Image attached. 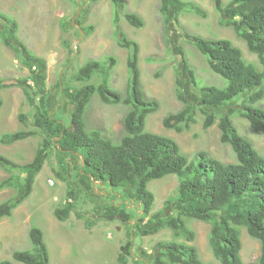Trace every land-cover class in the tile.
Listing matches in <instances>:
<instances>
[{"label":"trees","instance_id":"16d2710c","mask_svg":"<svg viewBox=\"0 0 264 264\" xmlns=\"http://www.w3.org/2000/svg\"><path fill=\"white\" fill-rule=\"evenodd\" d=\"M111 1L114 6L113 22L118 27V44L131 50L128 57L131 70L129 95L124 98L119 90L109 85V77L116 64L114 56L105 61L90 59L74 75L76 80L84 84L79 87H63V93L73 105L71 127L63 115L50 113L46 100L39 96V93L43 95L45 92L39 82L45 85L47 79L46 60L35 55L19 38L18 21L0 12V18L9 27L0 30V40L23 55L34 82L31 86L29 79L16 83L0 79V87L19 83L25 85L26 100L35 110L34 120H30L24 112H20L19 117L26 127H36L2 133L0 142L8 145L45 134L29 162L19 164L0 153V166L9 172L8 177L0 180V192L6 188L17 190L16 196L0 203V219L12 216L14 210L32 194L36 176L55 150L59 167L56 175L68 183V195L72 198V201L54 209V215L60 221L70 217L81 193L91 190V184L96 181L109 184L113 189L135 187L141 200L133 208L135 212L138 210L136 213L142 218L147 217L155 201L149 183L170 174L178 176L175 195L179 203L178 212L162 216V211H157L150 217L151 222L158 220L157 225L152 228L143 227L144 234L170 228L175 239L156 242L151 262L137 257V264L141 261L145 264H205L197 247L191 243L196 234L189 226L188 219L211 225L210 245L214 256L222 264H244L241 256V229L246 228L249 235L258 238L261 244L255 264H264V155L233 121V116L240 115L248 119L255 131L264 133V106L259 104L264 100V0H235L234 4L225 9L227 18L223 22L232 26L239 37L246 41L250 50L258 55L261 66L245 59L241 48L230 39L187 33L189 38H193L198 50L206 56L210 69L225 80V84L204 83L183 55L184 69L178 67L175 71L176 89L183 107L163 119L166 128L183 132L197 123L198 112L202 111L205 114L203 127L208 129L217 123L221 130V141L230 144L236 153L237 160L227 163L206 151H199L190 158L175 139L147 130V119L158 111L160 103L157 99L147 97L143 89L139 42L119 30L122 17L137 28L143 27L145 21L140 14L126 9L125 0ZM185 11L207 17V11L196 2L160 0V12L167 30L173 21L176 26H180V16ZM68 24L65 22L64 26ZM84 29L88 33V28ZM34 61L40 65V72L32 63ZM96 73L101 75L102 81L98 84L89 82ZM188 83L198 94L194 95V92L186 89ZM96 94L104 103L123 102L129 105L123 118L124 133L119 140L106 136L100 129H88L86 112ZM236 101H240L239 108L230 105ZM222 109H225L224 113ZM51 144H54L53 148ZM74 153L80 155L82 164L77 176L69 178L68 156ZM22 173L25 175L22 176ZM114 199L121 203L112 201L98 206L97 220L119 218L133 228L139 225L141 229L140 223L132 222L135 213L129 210L124 196L117 194ZM77 213L82 216V213ZM97 220L87 218L86 228L92 229ZM30 238L34 245L33 251L16 250L13 258L25 264H49L50 252L42 229L36 225L31 226ZM133 244L130 239L123 246L117 258L119 264H128L129 257L134 256ZM0 264L13 262L3 259Z\"/></svg>","mask_w":264,"mask_h":264},{"label":"rangeland","instance_id":"374dc122","mask_svg":"<svg viewBox=\"0 0 264 264\" xmlns=\"http://www.w3.org/2000/svg\"><path fill=\"white\" fill-rule=\"evenodd\" d=\"M125 1L126 9L140 14L145 25L137 28L122 17L119 30L139 42L143 89L147 97L157 99L160 103L158 111L147 119V130L175 139L190 158L199 151H206L222 162L236 161V153L231 145L221 141L218 124L208 129L203 127L205 114L202 111L198 112L197 123L183 132L168 129L163 124L166 115L183 107V102L178 97L175 78L176 68L184 69L183 55L204 83L225 84V80L210 69L206 56L198 50L193 38H189L187 33L207 38L230 39L241 48L245 59L261 66L258 55L250 50L246 41L239 37L232 26L223 24L227 18L225 9L234 4L235 0H185L201 5L207 11V17L185 11L180 16V26H176L173 21L168 30L160 12V0ZM0 12L18 21L19 38L35 55L46 60L47 79L45 85L39 82L45 92L43 95L39 93V96L46 100L50 113L63 115L69 127L72 126L70 116L73 105L63 93V87H79L84 84L76 80L74 75L90 59L105 61L114 56L116 64L111 71L109 85L119 90L124 98L129 95L131 70L128 57L131 50L118 44V27L113 22L114 6L111 0H0ZM65 22L69 23L67 27L64 26ZM84 27L88 28V33ZM8 28L7 22L0 18V30ZM23 58L21 53L0 40V79L9 83L29 79V84L33 86L31 71ZM32 63L40 72V65L35 61ZM101 81V75L96 73L89 82L98 84ZM24 87L20 83L0 87V135L20 129H36L33 125L26 127L19 117V113L24 112L30 120H34L35 110L26 100ZM34 88L36 90L37 86ZM186 89L194 92V95L198 94L189 83ZM239 103L240 101H236L230 105L239 108ZM259 104L264 106V100ZM128 110L129 105L123 102L107 104L96 94L86 112L88 129H100L106 136L119 140L124 133L123 118ZM221 111L224 113L225 109ZM233 121L241 133L251 138L264 155V133L255 131L248 119L240 115L233 116ZM44 136L45 134H39L10 145L0 143V153L19 164L29 162ZM53 145L49 146L53 148ZM81 164L80 155L68 156L69 178L77 176ZM58 169L54 150L36 176L32 194L14 210L12 216L0 219V260L9 259L13 264H25L15 260L13 253L16 250L33 251L34 245L30 238V228L33 225L40 227L44 233L50 252L49 264H119L117 258L130 239L134 242V256L129 257L128 264H137V257L151 262L156 242L175 239L170 228L144 234L143 227L152 228L157 225V219L153 222L150 219L157 211H162V216L178 212L179 203L175 195L179 178L176 174L150 182L149 189L154 193L155 201L147 217L142 218L136 213L138 210L135 212L133 208L141 200L135 187L113 189L109 184L93 182L91 190L81 193L70 217L60 221L54 215V209L62 206L69 195L68 183L56 175ZM8 176L9 172L0 166V180ZM116 193L124 196L129 210L135 213L132 222L140 223L141 229V226L135 225L133 228L119 218L97 220L98 206L112 201L121 203L114 200ZM16 195L15 188L4 189L0 192V203ZM77 212L82 213V216ZM87 218L97 220L92 229L85 226ZM188 224L196 234L191 243L197 247L204 263L222 264L214 256L210 245L211 225L196 219H188ZM241 230V256L244 264H255L260 255V241L250 236L246 228ZM177 240L183 241L184 238ZM141 263L145 264L144 261Z\"/></svg>","mask_w":264,"mask_h":264},{"label":"clouds","instance_id":"9594fccd","mask_svg":"<svg viewBox=\"0 0 264 264\" xmlns=\"http://www.w3.org/2000/svg\"><path fill=\"white\" fill-rule=\"evenodd\" d=\"M5 133V132H4ZM32 137V136H31ZM25 140V139H24ZM1 143V142H0ZM13 144V143H12ZM7 145V144H6ZM8 145H10V144H8ZM74 154H76V153H74ZM96 182H98V181H96ZM100 183V182H99ZM52 184H54V182H52ZM101 184V183H100ZM150 184V183H149ZM7 189V188H6ZM4 190V189H3ZM116 194H118L119 196H120V193H116ZM55 199L56 200H59V198L58 197H55ZM115 200V199H114ZM70 201H72V198L71 197H67L64 201H63V203H62V205L63 204H66L67 202H70ZM121 201H122V199H121ZM114 202V201H113ZM120 202V201H119ZM120 204V203H119ZM129 206V205H128ZM3 260V259H2Z\"/></svg>","mask_w":264,"mask_h":264}]
</instances>
